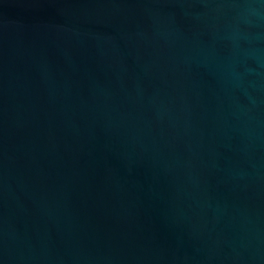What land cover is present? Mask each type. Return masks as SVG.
I'll return each instance as SVG.
<instances>
[{"label":"water","instance_id":"1","mask_svg":"<svg viewBox=\"0 0 264 264\" xmlns=\"http://www.w3.org/2000/svg\"><path fill=\"white\" fill-rule=\"evenodd\" d=\"M0 264H264V0H0Z\"/></svg>","mask_w":264,"mask_h":264}]
</instances>
